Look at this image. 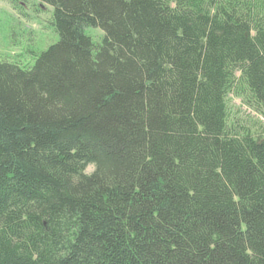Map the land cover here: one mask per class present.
Here are the masks:
<instances>
[{"label": "trees", "instance_id": "16d2710c", "mask_svg": "<svg viewBox=\"0 0 264 264\" xmlns=\"http://www.w3.org/2000/svg\"><path fill=\"white\" fill-rule=\"evenodd\" d=\"M35 1L59 41L0 63V264H264L229 109L264 117V0Z\"/></svg>", "mask_w": 264, "mask_h": 264}, {"label": "rangeland", "instance_id": "374dc122", "mask_svg": "<svg viewBox=\"0 0 264 264\" xmlns=\"http://www.w3.org/2000/svg\"><path fill=\"white\" fill-rule=\"evenodd\" d=\"M86 33L96 44L104 36L99 29L88 28ZM58 41L50 6L35 0H0V63L33 66L37 57ZM229 109L236 125L264 136V117L246 107L240 98L230 95ZM93 172L91 166L86 173Z\"/></svg>", "mask_w": 264, "mask_h": 264}]
</instances>
